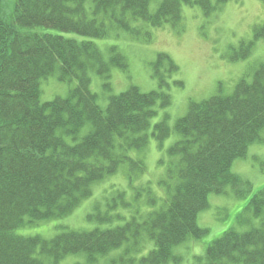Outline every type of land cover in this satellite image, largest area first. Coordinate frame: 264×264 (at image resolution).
<instances>
[{
  "label": "trees",
  "instance_id": "16d2710c",
  "mask_svg": "<svg viewBox=\"0 0 264 264\" xmlns=\"http://www.w3.org/2000/svg\"><path fill=\"white\" fill-rule=\"evenodd\" d=\"M150 1L0 0V264H58L77 254L84 263L75 264H180L178 246L209 232L197 223L209 194L231 190L243 197L251 191L232 166L263 140L264 61L231 93L220 83L216 94L189 101L173 127L163 109L171 103L167 79L178 66L166 54L153 63L156 90L132 85L102 107L90 89L91 73L109 89L112 68L127 69L117 49L108 59L103 56L100 42L112 27L134 36L140 25L179 31L182 6L198 5L206 15L213 8L210 0H160L151 12ZM262 38L264 21L253 26L251 40L230 49L229 60L247 57ZM54 72L58 81L75 85L67 97L42 102L40 80ZM160 109L162 117L149 131ZM172 134L175 140L163 147ZM151 140L165 154L155 181L148 178L143 157L131 155ZM118 171H124L131 194L112 187L103 197V211L96 203L85 216L103 224L63 227L49 239L14 233L68 216L92 196L97 182ZM12 199L21 206L18 214ZM244 209L249 216L239 217L238 225L245 228L232 226L208 243L203 264H264V186Z\"/></svg>",
  "mask_w": 264,
  "mask_h": 264
},
{
  "label": "rangeland",
  "instance_id": "374dc122",
  "mask_svg": "<svg viewBox=\"0 0 264 264\" xmlns=\"http://www.w3.org/2000/svg\"><path fill=\"white\" fill-rule=\"evenodd\" d=\"M159 2L160 0L150 1L151 12L157 9ZM210 3L213 8L207 15L198 5L182 6V23L179 31L167 25L156 29L140 25L138 34L134 36L117 32L114 27L109 29L106 38L100 42L103 56L108 59L117 49V53L120 52L125 58L127 69L123 71L118 67L112 68L107 79L109 89L104 88L103 78L95 72L91 73L90 89L98 95L100 105L105 107L109 96L117 95L132 85L144 92L156 90L158 83L152 70L159 53L168 55L178 66V70L174 74L171 73L167 79L171 103L163 109L168 115L170 127L174 126L178 118L185 115L189 101H199L216 94L220 83L222 91L229 94L240 78L246 76L247 79H251L254 70L264 61V38L253 44L249 55L245 58L230 61L228 54L232 47H238L241 40H251L253 26L264 21V1L222 0L218 3V0H210ZM3 9L10 11L9 7ZM39 32H46V29H41ZM66 35L74 38L80 36L75 33H66ZM95 42L98 44L99 41L95 40ZM112 47L115 49L112 50ZM72 81L71 84L58 81L56 72L46 79H41L40 101L67 97L69 88L73 83L75 85V80ZM175 81H181L182 85H175ZM163 111L160 109L158 115L151 120L149 131L153 128V124L161 119ZM176 137V134H172L164 141L163 147L166 148ZM131 155L134 158L143 157L148 178L152 181L162 175L163 168L157 163L165 154L156 149L154 140L148 143L143 152ZM262 164H264V133L263 140L251 145L246 156L235 160L232 166L233 172L251 183V191L243 197H236L231 190L225 194H209L207 208L199 212L197 217L199 226L208 228L209 232L199 240H189L178 246L177 250L182 255L180 264H203L208 243L232 226L238 229L245 228L243 225H238V219L249 216V212L244 208L251 195L264 186V172L260 171ZM112 187L125 190L126 197L131 194L124 171H118L97 182L93 187L92 196L68 216L25 225L16 228L14 233L22 236L38 235L43 239H49L62 231L63 227L88 230L95 224H103V222L86 221L85 216L92 211L96 203L103 211L101 209L105 203L103 197L108 195L107 192ZM142 198L143 196L140 199ZM75 263H84V258L79 254L70 255L58 264Z\"/></svg>",
  "mask_w": 264,
  "mask_h": 264
},
{
  "label": "bare ground",
  "instance_id": "6f19581e",
  "mask_svg": "<svg viewBox=\"0 0 264 264\" xmlns=\"http://www.w3.org/2000/svg\"><path fill=\"white\" fill-rule=\"evenodd\" d=\"M11 203L14 205V208L16 209L15 211H16V213L18 214V213H19L18 211H19V206H20V205L17 204V202H16L15 199H14V200L12 199V200H11ZM20 207H21V206H20ZM18 241H19V240H18ZM21 245H22L21 243H18V246H19V247H21Z\"/></svg>",
  "mask_w": 264,
  "mask_h": 264
}]
</instances>
